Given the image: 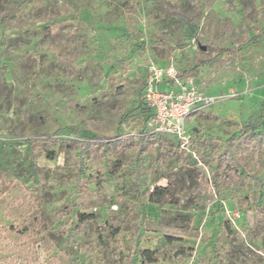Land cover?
I'll return each mask as SVG.
<instances>
[{
	"label": "rangeland",
	"instance_id": "1",
	"mask_svg": "<svg viewBox=\"0 0 264 264\" xmlns=\"http://www.w3.org/2000/svg\"><path fill=\"white\" fill-rule=\"evenodd\" d=\"M152 63L215 98L187 142ZM262 131L264 0H0V264H264Z\"/></svg>",
	"mask_w": 264,
	"mask_h": 264
},
{
	"label": "built area",
	"instance_id": "2",
	"mask_svg": "<svg viewBox=\"0 0 264 264\" xmlns=\"http://www.w3.org/2000/svg\"><path fill=\"white\" fill-rule=\"evenodd\" d=\"M143 101L149 110L147 128L156 134H170L187 142V120L213 104L215 98L199 90L192 82L181 79L173 63L149 68Z\"/></svg>",
	"mask_w": 264,
	"mask_h": 264
},
{
	"label": "trees",
	"instance_id": "3",
	"mask_svg": "<svg viewBox=\"0 0 264 264\" xmlns=\"http://www.w3.org/2000/svg\"><path fill=\"white\" fill-rule=\"evenodd\" d=\"M147 112H149L148 109H147ZM252 137L257 139L258 142H263L264 141V131L258 132L256 134H254ZM79 218H80V220H79L80 223H84V222L90 220L92 218V216L90 214H80ZM141 256L143 257L145 263H153L155 261L154 252L150 249L143 250L141 252Z\"/></svg>",
	"mask_w": 264,
	"mask_h": 264
}]
</instances>
